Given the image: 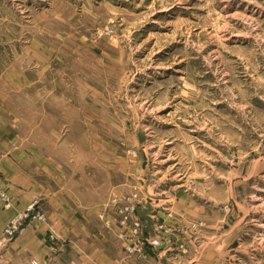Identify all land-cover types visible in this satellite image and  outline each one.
I'll use <instances>...</instances> for the list:
<instances>
[{
	"label": "rangeland",
	"instance_id": "obj_1",
	"mask_svg": "<svg viewBox=\"0 0 264 264\" xmlns=\"http://www.w3.org/2000/svg\"><path fill=\"white\" fill-rule=\"evenodd\" d=\"M0 107L17 233L55 197L126 262L264 264V0H0Z\"/></svg>",
	"mask_w": 264,
	"mask_h": 264
},
{
	"label": "crops",
	"instance_id": "obj_2",
	"mask_svg": "<svg viewBox=\"0 0 264 264\" xmlns=\"http://www.w3.org/2000/svg\"><path fill=\"white\" fill-rule=\"evenodd\" d=\"M10 115V112L3 116L0 113V183L12 202L5 207L0 201V264H157L156 259L161 258L159 246L155 253H148L145 262L124 261L121 247L114 248L108 243V240L111 241L110 230H105V240L100 246H82L77 242L80 231L75 228V218H67L70 210L64 209L68 201L65 203L55 197L46 201V225L33 224L29 228L26 225L13 238L5 236L4 229L10 221L24 211L33 199L42 195L43 190L28 173V152L17 150L10 135ZM167 205L166 201L160 206L164 208ZM49 238L55 240L50 242Z\"/></svg>",
	"mask_w": 264,
	"mask_h": 264
},
{
	"label": "built area",
	"instance_id": "obj_3",
	"mask_svg": "<svg viewBox=\"0 0 264 264\" xmlns=\"http://www.w3.org/2000/svg\"><path fill=\"white\" fill-rule=\"evenodd\" d=\"M0 199L6 203V207L10 206L8 194L5 192V190L2 189L1 183H0ZM31 210L32 207H30L29 209L27 207L22 215H18L17 217H15L10 221V223L7 225V227L4 230V234L8 238L14 237V235L19 231L20 221L24 218H28V211Z\"/></svg>",
	"mask_w": 264,
	"mask_h": 264
}]
</instances>
